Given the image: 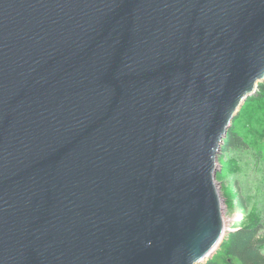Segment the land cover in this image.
Wrapping results in <instances>:
<instances>
[{
	"label": "water",
	"instance_id": "1",
	"mask_svg": "<svg viewBox=\"0 0 264 264\" xmlns=\"http://www.w3.org/2000/svg\"><path fill=\"white\" fill-rule=\"evenodd\" d=\"M263 81L264 0H0V264L204 262Z\"/></svg>",
	"mask_w": 264,
	"mask_h": 264
},
{
	"label": "rangeland",
	"instance_id": "2",
	"mask_svg": "<svg viewBox=\"0 0 264 264\" xmlns=\"http://www.w3.org/2000/svg\"><path fill=\"white\" fill-rule=\"evenodd\" d=\"M256 127L254 129L251 126L248 130L256 132V129L259 128ZM238 131L243 135L245 133L242 129H238ZM245 134L246 139L250 142L249 148L245 151L232 150L223 155L221 161H218L219 170L216 173V179L220 185L221 196L227 206L224 215L229 220L225 227L224 238L240 225L242 219L248 218L254 221L256 217L261 219L260 223L263 228L260 235H264V136L257 138L255 134ZM236 189L246 200L247 213L245 216L235 207ZM224 238L210 254V257L208 256L201 264L210 260L219 264L224 263L220 249ZM262 251L264 254V249Z\"/></svg>",
	"mask_w": 264,
	"mask_h": 264
},
{
	"label": "trees",
	"instance_id": "3",
	"mask_svg": "<svg viewBox=\"0 0 264 264\" xmlns=\"http://www.w3.org/2000/svg\"><path fill=\"white\" fill-rule=\"evenodd\" d=\"M256 129V132L248 129ZM242 129L245 133L255 134V137L262 138L264 136V81L258 83L257 90L246 99L245 103L234 118L230 129L227 132L223 144L221 145V157L232 150L245 151L249 148L250 142L244 135L238 131ZM252 143V142H251ZM227 207V206H226ZM235 207L243 216L247 213L246 200L239 190L236 189ZM261 219L251 220L242 219L240 225L230 232L221 243L223 264H264V235H260L262 230ZM205 264H219L215 261H208Z\"/></svg>",
	"mask_w": 264,
	"mask_h": 264
},
{
	"label": "built area",
	"instance_id": "4",
	"mask_svg": "<svg viewBox=\"0 0 264 264\" xmlns=\"http://www.w3.org/2000/svg\"><path fill=\"white\" fill-rule=\"evenodd\" d=\"M224 201V200H223ZM222 207H223V214H224V211H225V209H226V204L224 203L223 205H222ZM223 219L226 221V223L224 224V227H226V224H228L229 223V220L225 217V215L223 216ZM228 222V223H227Z\"/></svg>",
	"mask_w": 264,
	"mask_h": 264
},
{
	"label": "bare ground",
	"instance_id": "5",
	"mask_svg": "<svg viewBox=\"0 0 264 264\" xmlns=\"http://www.w3.org/2000/svg\"><path fill=\"white\" fill-rule=\"evenodd\" d=\"M223 222H224V224L226 223V221H225V220H223ZM225 230H226V229H225ZM208 256H210V255H208ZM208 256H207V257H208ZM207 257H206V258H207ZM206 258H205V259H206ZM205 259H204V260H205ZM204 260H203V261H204Z\"/></svg>",
	"mask_w": 264,
	"mask_h": 264
}]
</instances>
